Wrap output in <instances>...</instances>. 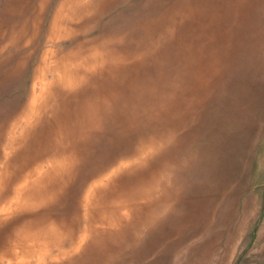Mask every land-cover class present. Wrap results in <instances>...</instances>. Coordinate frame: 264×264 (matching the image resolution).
<instances>
[{
    "label": "rangeland",
    "instance_id": "obj_1",
    "mask_svg": "<svg viewBox=\"0 0 264 264\" xmlns=\"http://www.w3.org/2000/svg\"><path fill=\"white\" fill-rule=\"evenodd\" d=\"M6 1L0 146L42 52L89 41L109 54L95 78L56 98L31 135L53 130L82 100L106 103L103 127L80 144L74 175L46 208L80 216V194L107 174L105 204L117 202L124 220L100 243L88 237L74 254L31 264H264V0H90L73 34L48 43L62 0H47L35 35L40 0ZM141 188L151 189L138 195Z\"/></svg>",
    "mask_w": 264,
    "mask_h": 264
},
{
    "label": "bare ground",
    "instance_id": "obj_2",
    "mask_svg": "<svg viewBox=\"0 0 264 264\" xmlns=\"http://www.w3.org/2000/svg\"><path fill=\"white\" fill-rule=\"evenodd\" d=\"M11 1L7 0L5 4ZM46 2H37L33 35L37 32ZM91 9L90 0H62L52 15L45 42H55L72 35L73 23L81 20ZM13 40H16L15 37ZM108 55L107 51L102 52L89 41L77 42L65 50L50 49L42 52L33 71L34 80L27 102L22 105L19 113L5 123L7 127L2 134L0 146V264H31L44 259L63 258L77 251L88 237L100 243L102 240L98 239L102 237L101 232L105 228L112 234L123 222L124 215L119 212L117 202L112 200L111 206L105 204L107 174L95 179L80 194V216L55 217L52 210L46 208L57 200L74 175L79 162L80 144L103 127V119L107 115L103 106L106 103L94 99L82 100L72 113L54 125L56 127L53 130L46 134L37 133L33 137L31 135L33 125L39 118L55 108L56 98L64 90L86 85L106 65ZM117 168H120L119 164L114 169ZM149 189H138V195H146ZM64 243H68V249L61 247Z\"/></svg>",
    "mask_w": 264,
    "mask_h": 264
}]
</instances>
